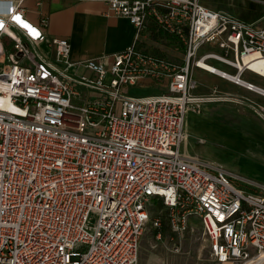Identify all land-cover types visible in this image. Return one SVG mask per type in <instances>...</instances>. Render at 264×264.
Wrapping results in <instances>:
<instances>
[{
    "label": "built area",
    "instance_id": "1",
    "mask_svg": "<svg viewBox=\"0 0 264 264\" xmlns=\"http://www.w3.org/2000/svg\"><path fill=\"white\" fill-rule=\"evenodd\" d=\"M27 1L0 0V264H138L143 233L164 216L174 233L197 222L216 264L264 263V191L190 154L185 125L198 103L235 100L195 96L203 64L264 96L243 78L264 79V17L244 21L207 0H72L134 28L123 51L73 63L46 15L28 19ZM147 22L180 44V65L142 49Z\"/></svg>",
    "mask_w": 264,
    "mask_h": 264
},
{
    "label": "rangeland",
    "instance_id": "2",
    "mask_svg": "<svg viewBox=\"0 0 264 264\" xmlns=\"http://www.w3.org/2000/svg\"><path fill=\"white\" fill-rule=\"evenodd\" d=\"M258 1L264 0H207L205 4L213 10L252 22L264 17V6L256 4ZM155 31L153 25L147 34L143 31L147 40L142 44V49L162 56L173 65H180L183 58L180 44L167 34ZM159 45L169 47L170 52L158 53L156 48ZM213 65L226 69L220 64ZM82 73L83 70H79L77 74L80 76ZM213 77L215 84L209 79L201 80L198 71L192 72V79L197 85L195 96L206 100L213 94L221 99L224 95H231L235 100L204 101L197 104L194 112L187 114L188 152L219 164L237 188L250 193L264 191V119L240 96V87ZM243 78L259 87L264 86V79L251 74H245ZM223 85L235 88L237 94L228 93L230 90ZM159 92L157 87L147 91L130 89L132 95H154ZM168 220V216L162 217L160 231L149 229L143 233L138 264H216L211 259L208 243L197 222H191L186 230L174 233L166 227Z\"/></svg>",
    "mask_w": 264,
    "mask_h": 264
},
{
    "label": "crops",
    "instance_id": "3",
    "mask_svg": "<svg viewBox=\"0 0 264 264\" xmlns=\"http://www.w3.org/2000/svg\"><path fill=\"white\" fill-rule=\"evenodd\" d=\"M35 1L40 2V5L35 6ZM27 5L28 19L32 23H36L37 14L42 13L49 20L48 35L65 38L69 41L71 45L70 60L73 63L91 59L106 60L128 47L134 37V28L126 19L114 16L108 8L96 2L28 0ZM151 29L152 23L147 22L144 33L147 34ZM146 40L147 36L142 34V44ZM156 51L168 53L170 49L159 45ZM213 76L198 71V77L201 80L209 79L212 84H215L216 80ZM255 85L259 87V85ZM224 87L230 90L228 93L237 94L235 88ZM259 88L264 90V86ZM239 94L247 102H252L257 106L264 105V96L262 95L244 89L240 90Z\"/></svg>",
    "mask_w": 264,
    "mask_h": 264
},
{
    "label": "bare ground",
    "instance_id": "4",
    "mask_svg": "<svg viewBox=\"0 0 264 264\" xmlns=\"http://www.w3.org/2000/svg\"><path fill=\"white\" fill-rule=\"evenodd\" d=\"M203 67L208 70V72L212 73V74H216L217 72H219V70L213 68L212 66L208 65V64H203ZM257 71L264 75V68H261V69H257ZM210 73H207V74H210ZM264 94V93H262ZM261 264H264V263H261Z\"/></svg>",
    "mask_w": 264,
    "mask_h": 264
},
{
    "label": "snow or ice",
    "instance_id": "5",
    "mask_svg": "<svg viewBox=\"0 0 264 264\" xmlns=\"http://www.w3.org/2000/svg\"><path fill=\"white\" fill-rule=\"evenodd\" d=\"M16 19H19V17H16ZM0 27H2V25H0Z\"/></svg>",
    "mask_w": 264,
    "mask_h": 264
},
{
    "label": "trees",
    "instance_id": "6",
    "mask_svg": "<svg viewBox=\"0 0 264 264\" xmlns=\"http://www.w3.org/2000/svg\"><path fill=\"white\" fill-rule=\"evenodd\" d=\"M171 39V38H170Z\"/></svg>",
    "mask_w": 264,
    "mask_h": 264
}]
</instances>
